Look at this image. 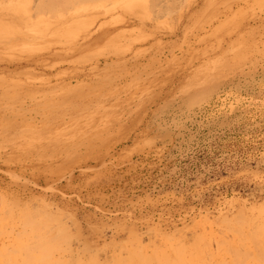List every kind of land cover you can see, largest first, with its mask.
I'll return each mask as SVG.
<instances>
[{
	"label": "rangeland",
	"instance_id": "1",
	"mask_svg": "<svg viewBox=\"0 0 264 264\" xmlns=\"http://www.w3.org/2000/svg\"><path fill=\"white\" fill-rule=\"evenodd\" d=\"M30 1L0 0V264L35 218L101 264L264 258V0Z\"/></svg>",
	"mask_w": 264,
	"mask_h": 264
},
{
	"label": "bare ground",
	"instance_id": "2",
	"mask_svg": "<svg viewBox=\"0 0 264 264\" xmlns=\"http://www.w3.org/2000/svg\"><path fill=\"white\" fill-rule=\"evenodd\" d=\"M29 1L30 0H6V10H8L7 12L4 10V12H6L7 14H10V15H13V14H15L14 15V17L16 16V15H20V16H22L23 17V15L24 16H26L27 17V14H28V12H30V9H29ZM65 1H67V0H54V4H53V6H51L53 9H55L56 10V13H55V15H57V16H62V6H63V4L62 3H64ZM116 1V0H115ZM138 1H141V0H138ZM31 2V1H30ZM132 2V1H131ZM90 5H95V3H96V1H92V0H90ZM29 4V5H28ZM96 6H97V3H96ZM3 7H4V5H3ZM4 7V8H5ZM78 8V6H75V7H68L66 10H65V12H69L71 9H74V10H77V8ZM89 7V6H88ZM92 7H94V6H92ZM92 7H91V9H92ZM41 10H42V7H39L38 8V10L37 11H39V12H37V14H39V15H35V17L36 16H40V13H42L41 12ZM9 11H10V13H9ZM62 11V12H61ZM11 12H12V14H11ZM64 12V13H65ZM5 13V14H6ZM60 13V14H59ZM74 13V12H73ZM77 13V12H76ZM30 14V13H29ZM70 14V13H69ZM42 15V14H41ZM65 15V14H64ZM67 15V14H66ZM29 16V15H28ZM10 17V19H12L11 17L12 16H9L8 15V18ZM13 17V18H14ZM33 18V21H34V19H35V21L36 22H40V21H38L39 19H37L36 20V18ZM42 17H44V16H42ZM67 17V16H66ZM17 18V17H16ZM15 18V19H16ZM56 18V17H55ZM1 19V18H0ZM24 19V18H23ZM29 19H31L30 17H29ZM17 20H18V18H17ZM77 20V19H76ZM21 21V20H20ZM32 21V22H33ZM34 21V22H35ZM44 21V20H43ZM15 22H17L16 20H15ZM33 22V23H34ZM42 22V21H41ZM0 23H1V21H0ZM19 23V22H18ZM22 23H27V22H24V20H23V22ZM30 23V22H29ZM11 24H12V22H11ZM20 24V23H19ZM18 24V25H19ZM36 24L37 23H35V29H34V27L32 28V29H34V30H38V29H41V28H38V27H41V26H37V28H36ZM1 25V24H0ZM2 25H3V23H2ZM7 25V24H6ZM14 25H15V23H14ZM20 25H22V24H20ZM69 25H71V23H69ZM4 26H5V24H4ZM31 26H32V24H31ZM16 27V26H15ZM22 27V26H21ZM64 27V26H63ZM62 27V28H63ZM66 27H68L69 28V26L67 25V26H65L64 28H66ZM2 28V27H1ZM0 28V29H1ZM11 28V27H10ZM12 28H14V27H12ZM60 29H61V27H60ZM242 213V212H241ZM244 214H241V216H243ZM38 222H37V221ZM42 222H43V219H42ZM42 222H41V220H40V218L39 219H36L35 218V220L34 219H29V220H27L26 221V223H27V225H24L23 226V229L22 230H20V231H23V232H19V233H17L16 234V236H17V238H15V236H14V238L17 240V244L19 245V248H18V250H17V252H19V253H17V254H19V257L18 256H15V254L13 255V252H12V254H9V257H8V255H6L5 254V256H7L6 258H10V259H14V258H16V257H18V260H11L12 262H15L16 264H18L19 262L21 263V264H101V262H99L98 260H97V258L95 257V256H89V258L88 259H86V257H85V260L83 259V257H79L81 254L79 253L78 255L79 256H75L74 258L71 256L72 255V253L71 252H73V251H71L70 252V250H72V249H68V248H71V246L70 245H68V243L66 242V239L65 238H63V237H61L62 236V234H61V236H59L58 234V236L57 235H48L47 234V232H46V229H43V227L46 225L45 224V222H43V224L44 225H42ZM41 223V224H40ZM35 224H38V226H33V225H35ZM195 224V223H194ZM196 225H197V223H196ZM45 228V227H44ZM48 229V228H47ZM50 233V232H49ZM205 234V233H204ZM77 235H79V234H77ZM77 235H75V236H77ZM162 236V235H161ZM65 237V236H64ZM136 237V243L134 244L135 245V247H133L131 250H129L128 252H127V255L124 257V255H122L121 254V252H119L118 250V254H117V257H115L116 256V253H115V255H114V260H112V264H199V263H201V264H207V262L205 261L204 262V258H203V260L201 259L202 258V256H201V258H200V256H199V260H198V255L200 254V255H202L201 253H202V251H201V249L202 248H204V247H202L199 243H200V241H198V244H199V246H201L202 248H200L198 245H196V243H195V241L193 242V244H190L189 245V247L191 248V246H193L192 248H191V250H189L188 249V246H187V244H185L184 245V243L182 244V242H179L178 243V241L175 243L176 245H171V244H169L168 246V248L165 246V248H163V249H161L162 247V245L163 244H165V243H163L162 242V245L161 246H159V243H158V245L155 247V249L153 248L154 247V245H156L155 243H153L152 242V244L151 243H149V244H151L152 245V249H151V252L149 251V254L150 255H148V253H146L145 252V249H146V247H147V249H148V247L150 248V246H144L143 247V244H144V242H143V244H141L142 242L140 241V237L139 236H135ZM203 237H204V235H203ZM61 238H63V241H65L66 243H64L63 241H61L60 239ZM83 239V238H82ZM86 239V238H85ZM85 239L83 240V242H85ZM162 239L163 240H166V237H162ZM209 239V238H208ZM14 240V239H13ZM13 240H12V242H13ZM88 240V239H87ZM86 240V241H87ZM201 240V239H200ZM219 240H224L223 238H221V239H219ZM15 241V240H14ZM197 241V240H196ZM224 241H226V240H224ZM224 241H222V242H224ZM5 242V241H4ZM88 242H90V241H88ZM88 242H85V243H83V247L86 249V247L88 246V245H90V244H87ZM92 242V241H91ZM166 242H167V240H166ZM0 243H1V245H5V244H2L3 242H1L0 241ZM15 243V242H14ZM219 243L221 244V242L219 241ZM94 244V243H93ZM148 244V243H147ZM161 244V243H160ZM168 244V243H167ZM195 244V245H194ZM219 244V245H220ZM87 245V246H86ZM144 245H146V244H144ZM204 245V244H203ZM223 245L224 244H222V247H223ZM93 246V245H92ZM92 246L90 245V247L92 248ZM164 246V245H163ZM186 246V247H185ZM224 246H226V248H236V247H234V246H232V247H228L226 244L224 245ZM90 247L88 246V248L90 249ZM94 247H96V245L94 246ZM158 247V248H157ZM143 248H144V250H143ZM206 248V247H205ZM205 248H204V250H205ZM224 248V247H223ZM3 249V248H2ZM89 249H87V251L86 250H84V252L86 251V254H89V252L91 253V250H89ZM185 249H187V250H189V253L188 254H186V250ZM200 249V250H199ZM229 249V250H230ZM230 250V251H233V255H232V257L229 255L228 257V259H230V257H231V261H233V263L235 264H237L238 262L237 261H242V260H245V259H247L246 257H248V258H250V261H247L246 262V260H245V262H246V264H264V258L263 257H261V253H257V254H254V258L252 259L250 256H252L251 254H248V253H246V254H248V255H250V256H248V255H246L245 253H244V258H243V256H242V259H241V256H238L239 254H238V249H235V250ZM65 250V251H64ZM66 250H67V252H68V250H69V252H70V257H66V254H65V256L64 255H62V253L63 252H66ZM148 250H150V249H148ZM203 250V249H202ZM209 250V249H208ZM222 250V248H220V251ZM61 251V255L59 254V252ZM116 251V252H117ZM68 252V253H69ZM75 252V251H74ZM83 251H81V253H82V256H83V253H84ZM88 252V253H87ZM115 252V251H114ZM113 252V253H114ZM201 252V253H200ZM204 252V251H203ZM210 252H212V251H210ZM235 252H236V254H235ZM93 253H95V252H93ZM93 253H91V254H93ZM119 253H120V255H122V256H120L119 255ZM208 253V251L206 252V254ZM213 254V253H212ZM212 254H211V257H210V254L208 253V257L207 258H209L210 260H212L213 261V258H212ZM217 254V253H216ZM219 254V253H218ZM11 255V256H10ZM12 255H13V257H12ZM187 255H188V257H189V259L188 258H186L187 257ZM221 255V254H220ZM223 255V254H222ZM221 255V258L223 257ZM235 255H237V256H235ZM262 255H264V254H262ZM204 256H206L205 254H204ZM224 256H225V254H224ZM111 257H113V254H112V256ZM214 257H215V255H214ZM218 257H219V259L220 260H222V262L223 263H220V264H226L227 262H226V260H224V259H221L220 258V256L218 255ZM212 258V259H211ZM238 258V260L237 261H235L236 259ZM110 259H112V258H110ZM201 259V260H200ZM218 259V262H220V260ZM252 259V260H251ZM256 261H255V260ZM8 261H9V259H7ZM186 260H187V262L189 261V263H187L186 262ZM229 260V261H230ZM7 261V262H8ZM203 261V262H202ZM228 261V264H231L230 262ZM240 261V262H241ZM199 262V263H198ZM214 262H217V261H215L214 260ZM217 262V263H218ZM226 262V263H225ZM263 262V263H262ZM19 263V264H20ZM212 263V262H211ZM217 263H215V264H217ZM243 263V262H242ZM107 264H109V263H107ZM214 264V263H213ZM219 264V263H218Z\"/></svg>",
	"mask_w": 264,
	"mask_h": 264
}]
</instances>
